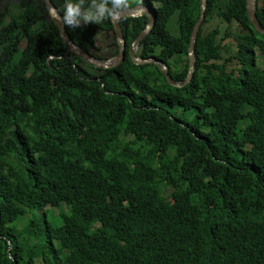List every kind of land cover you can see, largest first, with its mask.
Instances as JSON below:
<instances>
[{"label": "trees", "instance_id": "16d2710c", "mask_svg": "<svg viewBox=\"0 0 264 264\" xmlns=\"http://www.w3.org/2000/svg\"><path fill=\"white\" fill-rule=\"evenodd\" d=\"M52 1L64 15L66 0ZM3 2L0 264H264V35L246 1L209 0L181 88L129 53L93 67L67 52L39 0ZM137 5L158 14L139 54L183 80L200 0ZM257 17L264 28V0ZM145 19L124 18L128 46ZM100 26L112 28L66 30L102 60L117 42L97 46ZM49 207L52 220L28 218L18 241L11 225Z\"/></svg>", "mask_w": 264, "mask_h": 264}, {"label": "water", "instance_id": "95a60500", "mask_svg": "<svg viewBox=\"0 0 264 264\" xmlns=\"http://www.w3.org/2000/svg\"><path fill=\"white\" fill-rule=\"evenodd\" d=\"M41 1L45 3V7L47 10V18L59 30L60 37L63 43L66 45L68 52L72 53L76 57H79L80 59H83L84 61L88 62L89 64L99 69H111L117 67L125 60L127 43L121 25L119 24L120 20L118 21L111 20L117 37L118 53L115 56L111 57L110 59L101 60L93 56L89 51L84 49L82 46H79L78 44L74 43V41L66 31L65 24L63 23L62 20L63 15L59 12L58 8L56 7V5H54L52 0H41ZM245 1H246V10H247V15L249 17V21L251 22V24L253 25L254 29L257 32L264 35V28L261 26V23L257 17L259 0H245ZM208 2L209 0H200L201 3L200 15L191 33V38L188 46V55H187L188 72L183 80H176L174 77L171 76L170 69L165 61L157 57L144 58V57H139L137 55L138 46L140 45L141 42H143V40H145L153 32V30L156 28L158 23V14L156 10L152 7H134L127 15V18H140L146 16L149 19L145 29L138 34V36L135 38L130 48L129 54L132 62L138 66L154 64L159 68V70L162 72V74L165 76L166 80L170 84L174 85V87L177 88L184 87V85H186L192 79L196 70V61H197L196 44H197L199 31L206 18Z\"/></svg>", "mask_w": 264, "mask_h": 264}, {"label": "clouds", "instance_id": "9594fccd", "mask_svg": "<svg viewBox=\"0 0 264 264\" xmlns=\"http://www.w3.org/2000/svg\"><path fill=\"white\" fill-rule=\"evenodd\" d=\"M84 2H85V0H66L65 7H64V15L62 12L59 11L63 15L62 20H63V23L65 24V28H66V25L69 27L75 28V27L82 26V24L83 25L100 24L106 19H109L110 21L111 20H113V21L120 20L121 21L122 19L127 18L128 13L134 8L133 7L134 0H91V3L87 8L83 7ZM259 2H260V0H259ZM137 3H138V0H137ZM39 5L43 6L46 10L45 3L43 1L39 0ZM135 7H148V6L137 5ZM46 13H47V10H46ZM128 19H130V18H128ZM135 19H137V18H135ZM120 21H119V24H120ZM112 26H113V23H112ZM121 28H122L123 34H124V29H125L124 26H121ZM113 31H114V27H113ZM103 33L107 34V32L100 26L99 31H98V36L100 37V35H102ZM125 35H126V32H125L124 36ZM107 37H108V34H107ZM125 39H126V43H127V38L125 37ZM115 40L117 42L116 33H115ZM109 43H107V48H108ZM132 43L130 46H128V44H127V47H129V51H130V48L132 46ZM141 43H143V42H141ZM141 43L138 46L137 55H138V51H139V47L141 46ZM79 46H81V45H79ZM101 47H103V46H101ZM117 49H118V42H117ZM87 51H89V50H87ZM89 52L93 56H96L95 52H92V51H89ZM68 53H70V52H68ZM127 53L128 52L126 49V56H127ZM129 57H130V54H129ZM139 57H141V56H139ZM110 58L111 57H109L108 59H110ZM102 60H107V59H102ZM166 194L169 196L170 190H167ZM17 221H15V222H17ZM18 235H20V234H18ZM9 246H10V249L12 251V247H11L10 242H9Z\"/></svg>", "mask_w": 264, "mask_h": 264}, {"label": "rangeland", "instance_id": "374dc122", "mask_svg": "<svg viewBox=\"0 0 264 264\" xmlns=\"http://www.w3.org/2000/svg\"><path fill=\"white\" fill-rule=\"evenodd\" d=\"M8 0H5V2H7ZM5 2H3V3H5ZM1 9V8H0ZM208 26H210L211 25V23L210 24H207ZM215 25V24H214ZM207 27V26H206ZM92 31H95V27L92 29ZM103 34H106V33H103ZM104 36L103 35H100V38H99V40H98V42H97V46H100L101 45V43H102V38H103ZM223 37H224V34H222L221 35V38L223 39ZM111 40H113V39H111ZM111 42V41H110ZM103 47H105V49L107 48V44L106 43H104L103 45H102ZM106 52L104 53V52H100V54L101 53H104V54H111L110 56H113L114 54H116V52H115V45H111L110 43L108 44V48H107V50H105ZM224 57H228V53L226 52L225 54H224ZM98 58V57H97ZM187 58H188V56H187ZM99 59V58H98ZM170 64H172L173 65V67L175 68V66H176V62H175V60L174 59H171V62H170ZM50 210V211H49ZM28 213L30 214V216L29 215H26V216H24V217H22V218H20L17 222H15L12 226H11V228H12V230L14 231V230H16L14 233L17 235V239H18V241L20 240V241H23L24 243H27V239H26V237H24V232H23V229H24V227H25V225H26V223H27V220H28V218H31L32 220H34V221H36L37 219H40L41 218V216L42 215H44L43 217H45L46 218V220H48V221H51L52 220V218H53V216H54V213H53V208H47V209H45L44 211H38V210H31V211H28ZM58 213V212H57ZM20 230V231H19ZM18 234H20V235H18ZM19 236V237H18ZM23 251V250H22Z\"/></svg>", "mask_w": 264, "mask_h": 264}, {"label": "flooded vegetation", "instance_id": "af4514ba", "mask_svg": "<svg viewBox=\"0 0 264 264\" xmlns=\"http://www.w3.org/2000/svg\"><path fill=\"white\" fill-rule=\"evenodd\" d=\"M140 18H143V19H145V21H144V23H145V25H147V23H148V17H146V16H143V17H140ZM124 19H122L121 21H120V25L121 26H123L124 25ZM111 22V21H110ZM111 25H112V23H111ZM124 28H126V27H124ZM111 37H115V32L113 31V26H112V28L110 29V31L108 32V38H111ZM115 49H117V47L115 46ZM105 50H107V48L105 49V47L103 48L102 47V50L100 51V52H106ZM139 50H140V47H139ZM127 52L129 53V47H127ZM111 55V54H110ZM110 55H108V57H112V56H110ZM114 56V55H113ZM138 56H141L140 54H139V51H138ZM95 57H97V56H95ZM127 57V56H126ZM145 58V57H144ZM126 59V58H125ZM119 66V65H118ZM117 66V67H118ZM94 67V66H93ZM114 68H116V67H114ZM113 68V69H114ZM99 69V68H98ZM112 69V68H111ZM98 75H100L101 74V71L99 70L98 72ZM90 80H93L94 78H89ZM98 79V78H97ZM100 79V78H99ZM103 88V87H102Z\"/></svg>", "mask_w": 264, "mask_h": 264}]
</instances>
